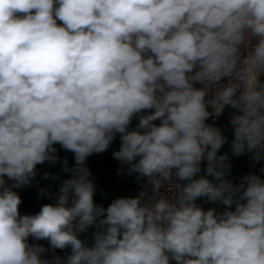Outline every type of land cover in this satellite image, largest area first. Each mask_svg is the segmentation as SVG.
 Returning <instances> with one entry per match:
<instances>
[{
    "label": "clouds",
    "instance_id": "clouds-1",
    "mask_svg": "<svg viewBox=\"0 0 264 264\" xmlns=\"http://www.w3.org/2000/svg\"><path fill=\"white\" fill-rule=\"evenodd\" d=\"M226 107L231 155L264 160V0H0V264H264V179L229 180L207 122ZM117 136L147 183L105 207L86 161ZM56 145L69 178L21 214Z\"/></svg>",
    "mask_w": 264,
    "mask_h": 264
},
{
    "label": "crops",
    "instance_id": "crops-1",
    "mask_svg": "<svg viewBox=\"0 0 264 264\" xmlns=\"http://www.w3.org/2000/svg\"><path fill=\"white\" fill-rule=\"evenodd\" d=\"M233 110L230 107H226L224 113L216 118L214 121L210 118L208 123H214L221 129L223 135L229 138V143H226L220 150L221 154L229 151L231 157L232 169L228 175V179L233 183H239L244 175L256 174L260 175L264 179V173H261L260 169L264 168V160L255 162L251 154L245 153L242 156H234L230 153V141L232 138L231 125L229 123ZM138 123V119L134 118L130 128H135ZM158 123V121H156ZM120 146L119 136L113 141L110 148L100 154H93L88 157L86 164L91 172V179L96 185L95 201L99 205L107 207L111 201L120 196H135L137 187V178L134 174L130 175L127 171V166L122 165L121 162L113 159V152L117 151ZM57 154L61 158L56 164L45 163L37 166V175L33 179L30 186H25L20 189H14L21 197L22 204L20 205L21 214H36L39 212L41 206L46 203H53L55 199L54 187H60V184L64 179L69 178L70 173L62 172L63 160L67 158L68 166H74V156L71 152H66L56 145ZM206 166V161L202 162V169ZM117 169L121 171L116 172ZM51 173L58 177V179H52L51 176L47 179L43 178L44 173ZM203 171L201 172V175ZM11 183V181H9ZM41 189L45 192L41 193ZM48 193L52 194L49 198ZM197 203L205 210L208 208H216L217 211H222L223 206L220 204H214L208 202L206 199H200ZM234 210V206H233ZM94 228L88 230L87 233L81 234V239H85L87 242L92 241V233ZM29 243H39L41 245L48 244L47 240L34 241L29 237ZM70 250V249H69Z\"/></svg>",
    "mask_w": 264,
    "mask_h": 264
},
{
    "label": "built area",
    "instance_id": "built-area-1",
    "mask_svg": "<svg viewBox=\"0 0 264 264\" xmlns=\"http://www.w3.org/2000/svg\"><path fill=\"white\" fill-rule=\"evenodd\" d=\"M225 83H226V81H225ZM158 123H159V121H158ZM120 171H121L120 169H117L116 170L117 173H119ZM134 175L137 178V175L136 174H134ZM146 183H147L146 178H141L139 180L137 179V187H136L135 196L139 195V193L145 188ZM53 190H54V195H56L58 193V191H59V187H54ZM161 192L164 193V189H161ZM149 194H151L150 187H149ZM164 194L165 195H168V193H164ZM43 246L46 249V252H45V254L43 256L44 259L51 260L54 255L66 256V255L70 254V250L69 249H65V250L56 249V250H52L50 248L49 244H45Z\"/></svg>",
    "mask_w": 264,
    "mask_h": 264
}]
</instances>
